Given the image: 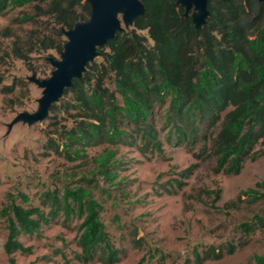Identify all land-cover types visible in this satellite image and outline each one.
<instances>
[{"label": "trees", "instance_id": "trees-1", "mask_svg": "<svg viewBox=\"0 0 264 264\" xmlns=\"http://www.w3.org/2000/svg\"><path fill=\"white\" fill-rule=\"evenodd\" d=\"M142 1L145 11L133 27L117 31L99 47L100 57L87 64L82 78H75L49 110L54 115L63 111L72 124L57 128L46 148L69 161L90 164L92 176L83 175L62 190H47L44 208L10 201L2 211L8 254L27 249L22 235L38 234L44 225L63 218L79 221L84 261L96 255L109 264L117 261L101 216L103 204L94 194L98 182L93 181L99 177L112 185L117 182L121 160L113 147L118 144L136 146L144 155L164 154L156 109H162L166 139L191 150L199 146L213 158L217 174L238 175L248 159L264 156V149L256 150L264 145V2L208 0L209 17L197 28L191 16H183L185 9L177 0ZM30 4L36 12L18 20L48 16L52 28L32 44L25 43L31 44L28 52L19 39L14 41L16 57L26 63L35 48L60 52L66 41L62 29L91 15L85 0H0V15ZM14 88L15 83L6 87ZM100 145L103 150L90 156L88 149ZM237 201L264 204V180L242 189ZM254 217L242 224L247 234L264 227V205ZM233 251L231 244L227 252ZM223 255L222 249L210 246L197 260ZM254 261L264 264V256L255 254Z\"/></svg>", "mask_w": 264, "mask_h": 264}, {"label": "rangeland", "instance_id": "rangeland-1", "mask_svg": "<svg viewBox=\"0 0 264 264\" xmlns=\"http://www.w3.org/2000/svg\"><path fill=\"white\" fill-rule=\"evenodd\" d=\"M35 12V4H30L0 15V264H109L99 255L84 261L78 245L79 221L63 218L44 225L38 234L22 235L27 249L11 254L4 249L8 230L2 211L10 201L44 208V192L92 176L90 164L69 161L46 148L49 136L56 138L57 128L72 124L66 113H49L51 119L32 124L23 119L14 122L21 112L38 110L43 88L30 78L34 74L48 78L54 69L49 58L60 59L57 50L38 48L29 53L28 63L16 57V39L32 44L52 28L48 16L18 20ZM119 18L124 31L132 28L122 14ZM31 44L24 45L25 52ZM14 83L8 91L6 87ZM154 118L164 154L144 155L136 146L118 144L113 147L121 160L117 182L112 185L99 177L93 181L98 182L94 194L104 207L102 220L117 249V261L111 264H257L254 255L264 256V227L247 234L242 224L254 221L264 204L238 202L237 196L264 180V156L248 159L238 175L217 174L213 158L199 146L192 151L166 139L162 109H156ZM104 147L89 148V155ZM261 149L264 145L259 144L256 150ZM231 244L234 251L228 253ZM210 246L222 249L223 257L198 261L197 254L203 256Z\"/></svg>", "mask_w": 264, "mask_h": 264}, {"label": "water", "instance_id": "water-1", "mask_svg": "<svg viewBox=\"0 0 264 264\" xmlns=\"http://www.w3.org/2000/svg\"><path fill=\"white\" fill-rule=\"evenodd\" d=\"M85 1L91 5L90 18L87 21L76 22L70 29H62L66 41L60 51V59L49 58L54 67L51 75L40 79L34 74L30 78L43 88L42 96L38 100V110L34 113L21 112L14 122L23 119L32 124L44 120L49 115L51 105L62 97L65 88L71 87L75 78H82L87 64L100 56L98 48L112 39L117 31H124L119 15L122 14L126 25L133 27L135 19L145 11L142 0ZM177 3L185 9L183 16H191L197 28L205 24L209 17L208 0H177Z\"/></svg>", "mask_w": 264, "mask_h": 264}]
</instances>
